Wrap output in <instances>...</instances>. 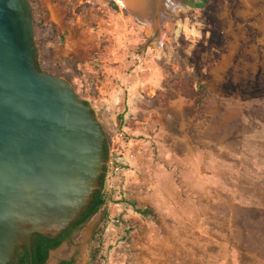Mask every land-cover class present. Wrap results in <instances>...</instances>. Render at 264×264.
Here are the masks:
<instances>
[{"label":"rangeland","instance_id":"rangeland-1","mask_svg":"<svg viewBox=\"0 0 264 264\" xmlns=\"http://www.w3.org/2000/svg\"><path fill=\"white\" fill-rule=\"evenodd\" d=\"M29 2L40 69L107 135L110 201L74 238L101 219L94 264H264V0L161 4L152 31L117 0Z\"/></svg>","mask_w":264,"mask_h":264},{"label":"water","instance_id":"water-1","mask_svg":"<svg viewBox=\"0 0 264 264\" xmlns=\"http://www.w3.org/2000/svg\"><path fill=\"white\" fill-rule=\"evenodd\" d=\"M29 0H0V264L37 234L58 238L89 210L107 174V135L71 84L38 67ZM101 219L52 252L78 263Z\"/></svg>","mask_w":264,"mask_h":264},{"label":"trees","instance_id":"trees-1","mask_svg":"<svg viewBox=\"0 0 264 264\" xmlns=\"http://www.w3.org/2000/svg\"><path fill=\"white\" fill-rule=\"evenodd\" d=\"M199 8V7H197ZM38 67H40V65L38 64ZM101 187L102 190L98 191V193L95 196V200L92 203L91 207L89 208V210L84 214L83 218L76 223L67 234H65L64 236H62L61 238L58 239H54L51 237H46L43 235H35L33 237L32 240V249H33V264H46L49 257H50V253L54 250H58L61 245L67 241L70 240L72 235L77 233L78 231L81 230L82 226L87 224L92 218H94L104 207H106L108 205V202L110 201V199L108 198V195L104 192L105 189V176L102 179L101 182ZM132 207H134V211L143 216V217H154L155 214L151 209H138L136 204H132ZM109 214L106 215L105 217V221H107V224L109 222L108 218H109ZM101 237L99 232L98 234L96 233L95 237H93V241L97 242L98 239ZM101 239V238H99ZM97 246H95L92 256H91V260H90V264H94L99 260V253H100V248L102 247V242L101 240H99V242H97ZM14 264H32L31 263V255L28 252V250L26 248H21L18 251V258L16 260V262ZM66 264H74V262H67Z\"/></svg>","mask_w":264,"mask_h":264},{"label":"bare ground","instance_id":"bare-ground-1","mask_svg":"<svg viewBox=\"0 0 264 264\" xmlns=\"http://www.w3.org/2000/svg\"><path fill=\"white\" fill-rule=\"evenodd\" d=\"M117 2L123 9H127L129 12L137 15L151 31L153 29L156 30L160 5L163 4L167 7L175 8L177 3L176 0H117Z\"/></svg>","mask_w":264,"mask_h":264},{"label":"built area","instance_id":"built-area-1","mask_svg":"<svg viewBox=\"0 0 264 264\" xmlns=\"http://www.w3.org/2000/svg\"><path fill=\"white\" fill-rule=\"evenodd\" d=\"M122 172V168L120 166H112L110 172H108V177L118 176Z\"/></svg>","mask_w":264,"mask_h":264},{"label":"flooded vegetation","instance_id":"flooded-vegetation-1","mask_svg":"<svg viewBox=\"0 0 264 264\" xmlns=\"http://www.w3.org/2000/svg\"><path fill=\"white\" fill-rule=\"evenodd\" d=\"M186 2V1H185ZM84 226V225H83ZM69 232V230L66 232V233H64L63 235H61L60 237H58V238H61L62 236H64L65 234H67ZM76 234V233H75ZM75 234H73L72 235V237L75 235ZM71 237V238H72ZM58 238H56V239H58ZM69 240H67V241H65L62 245H61V247L66 243V242H68ZM54 251H56V250H54ZM53 252V251H52ZM52 252L50 253V257H49V259H48V261H47V263L46 264H49V262H50V259H51V256H52ZM67 262H72L71 260H63V261H60V263L59 264H66ZM74 262V261H73ZM74 264H75V262H74Z\"/></svg>","mask_w":264,"mask_h":264}]
</instances>
